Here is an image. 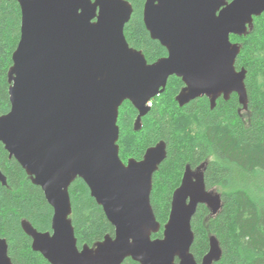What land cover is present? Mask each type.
I'll return each mask as SVG.
<instances>
[{
	"label": "water",
	"instance_id": "obj_1",
	"mask_svg": "<svg viewBox=\"0 0 264 264\" xmlns=\"http://www.w3.org/2000/svg\"><path fill=\"white\" fill-rule=\"evenodd\" d=\"M21 8V39L8 73L11 110L0 117V143L40 187L53 208L51 232L23 220L32 248L49 264H199L192 254V220L200 205L213 216L221 195L206 189L205 164L188 167L175 191L163 237L151 203L153 177L167 158V144L149 148L143 159L120 157L119 110L130 102L138 111L135 131L175 76L184 87L182 108L206 97L217 101L236 94L247 109V71L237 70L241 45L264 0H147V31L168 56L148 63L131 48L125 26L133 14L126 0H8ZM81 179L114 227L93 247L78 248L71 219L70 186ZM0 182L7 179L0 168ZM201 264H214L222 252L209 237ZM0 264H13L5 239Z\"/></svg>",
	"mask_w": 264,
	"mask_h": 264
},
{
	"label": "trees",
	"instance_id": "obj_2",
	"mask_svg": "<svg viewBox=\"0 0 264 264\" xmlns=\"http://www.w3.org/2000/svg\"><path fill=\"white\" fill-rule=\"evenodd\" d=\"M126 1L133 7L124 30L130 47L141 51L150 64L167 57V50L146 29L143 12L147 0ZM21 18L16 1L0 0V117L11 110L8 73L21 39ZM231 41L241 45L237 70L247 71L246 110L236 94L229 101L220 98L214 109L206 97L181 108L176 97L184 84L172 76L166 91L153 99L140 131L134 128L138 111L128 101L121 106L118 145L120 157L127 163L142 160L160 142L167 144V158L153 177L151 203L161 225L153 239L163 237L186 166L196 169L205 164L206 189L221 195L222 206L215 216L205 205L198 207L192 220L195 260L201 264L209 252V237L214 236L222 252L214 264H264V14L255 18L247 36H231ZM0 168L7 179V186L0 182V240L7 241L13 264H49L33 250L21 223L26 220L39 232H51L53 208L1 143ZM69 193L79 249L114 236V227L83 180L77 179ZM123 264L139 263L127 259Z\"/></svg>",
	"mask_w": 264,
	"mask_h": 264
},
{
	"label": "flooded vegetation",
	"instance_id": "obj_3",
	"mask_svg": "<svg viewBox=\"0 0 264 264\" xmlns=\"http://www.w3.org/2000/svg\"><path fill=\"white\" fill-rule=\"evenodd\" d=\"M202 165H204V164H202ZM202 165H200V166H202ZM200 166H199V167H200ZM188 167L191 169V172H196L197 169L199 168V167H197L196 169H194V168H192L190 165H187V166H186V169H187ZM186 169H185V171H186ZM203 170H204V169H203ZM203 172H204V171H203ZM184 174H185V173H184Z\"/></svg>",
	"mask_w": 264,
	"mask_h": 264
}]
</instances>
